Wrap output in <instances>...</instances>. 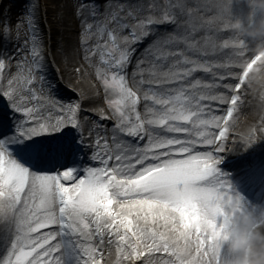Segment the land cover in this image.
Instances as JSON below:
<instances>
[{"label":"snow or ice","instance_id":"1","mask_svg":"<svg viewBox=\"0 0 264 264\" xmlns=\"http://www.w3.org/2000/svg\"><path fill=\"white\" fill-rule=\"evenodd\" d=\"M215 7L205 18L208 5L187 0L81 2L77 15L87 8L92 17L81 20L85 60L110 109H91L97 121L86 114L91 97L75 86L66 91L47 72L29 2L17 24L31 31L28 52L15 73L7 71L12 57L0 52L7 102L0 106V264H183L160 235L169 211L192 228L201 255L209 253L227 222L221 205L233 195L217 165L261 59L235 35L219 40L213 26L224 20ZM0 33L10 38V20ZM229 47L231 55L216 59ZM233 56L247 58L241 64ZM262 131L249 128L244 147L264 139Z\"/></svg>","mask_w":264,"mask_h":264},{"label":"clouds","instance_id":"2","mask_svg":"<svg viewBox=\"0 0 264 264\" xmlns=\"http://www.w3.org/2000/svg\"><path fill=\"white\" fill-rule=\"evenodd\" d=\"M245 2L249 8L246 24L232 19L233 0H220V11L224 22L234 30L238 44H245V38L255 42L254 51L261 59L250 69L248 83L251 85L264 81V0ZM232 191L231 202L221 205L227 222L212 236L209 253L201 255L192 228L181 221L178 213L169 211L168 219L158 225L160 235L183 264H264V208H260L258 214L255 210L246 211L242 196ZM234 215L238 219H233ZM200 227L202 231H209L203 223ZM225 245L227 251L222 253Z\"/></svg>","mask_w":264,"mask_h":264},{"label":"bare ground","instance_id":"3","mask_svg":"<svg viewBox=\"0 0 264 264\" xmlns=\"http://www.w3.org/2000/svg\"><path fill=\"white\" fill-rule=\"evenodd\" d=\"M50 4L49 11V20L53 23L50 25L51 36H52V46L54 48V58L57 63V68L59 70L60 76L63 77L65 81L73 83L76 85V90L83 92L85 95L91 97V99L85 100V107L91 109L96 107H103L105 105L104 100V92L103 89L98 88L94 83L97 81L95 75V69L92 65L89 64L87 60H85V52L84 48L81 45V20L84 17H87V10L82 9V14L77 15L78 5L82 2L80 0H47ZM123 2V0H120ZM187 3L190 6H197L198 4H206L208 5L209 10L201 9V13L205 16H211L215 14L218 9L215 5H220V0H187ZM249 11V8L245 2V0H233L231 5V13L232 19H240L245 24L246 15ZM11 12V11H10ZM89 14V13H88ZM13 17V14L11 12ZM89 17V16H88ZM7 17H3L2 13L0 15V22L3 21ZM91 20V19H90ZM221 23V22H219ZM225 23V22H223ZM17 23L12 22V26ZM175 26H171L169 31L173 30ZM221 28L217 24L213 26V31L217 32L219 36V40L231 39L235 32L233 29L228 28L226 33H221L217 29ZM75 30L77 31L75 33ZM163 30V29H162ZM203 34V33H201ZM93 41H89V43H93ZM245 43L252 49L255 47V42L245 38ZM143 48L139 51L138 56H140ZM234 52V49L231 47L226 49H221L216 59L224 60L227 56L231 55ZM137 56V57H138ZM234 59L241 60L233 56ZM77 64L82 68L81 77H77L73 74V66ZM135 65V60L133 66ZM238 67V66H237ZM235 67L233 71L236 70ZM10 73H15L16 71V62L11 63L9 69H7ZM223 71V70H221ZM198 76H205L206 74L197 73ZM232 79H230L231 81ZM69 86H72L69 84ZM264 81L254 82L253 85L249 86L245 90V99L241 104L239 112L236 115V122L234 127L229 133V138L227 140V150L220 155L226 156L229 153L240 152L239 142L242 140V136L244 133L248 131L249 128L254 127L255 124L259 123V119L261 115L264 113V107L261 105L262 96H264ZM221 91H226L221 89ZM99 92V95L96 96L95 93ZM259 102H258V101ZM6 101L3 98H0V106L6 105ZM218 110H221V105L218 106ZM96 113V111H94ZM112 121L109 126H111ZM200 150H205L202 147ZM219 168V167H218ZM220 169V168H219ZM220 172L225 174L222 169ZM237 180L242 182L243 185H251V188L256 185L252 183L251 180L246 177H237ZM229 181V180H228ZM233 189V188H232ZM242 203L246 211L250 210V204L242 198ZM217 223L219 221L217 219ZM227 245L223 246L222 253H226Z\"/></svg>","mask_w":264,"mask_h":264},{"label":"rangeland","instance_id":"4","mask_svg":"<svg viewBox=\"0 0 264 264\" xmlns=\"http://www.w3.org/2000/svg\"><path fill=\"white\" fill-rule=\"evenodd\" d=\"M1 2H2V11L3 10L4 11L2 12L0 10L1 11L0 13H2L3 17H7V15L10 14V11H11L14 17L8 16L5 19L10 20L11 25H12V22L18 24V21L23 17V15L25 13L26 0H1ZM45 3H46L45 8H46V12H47L48 22H46L45 28L42 27V32H43L42 34L38 30L37 31H38L39 36L42 37L43 57H44V62L46 64L47 72L49 74H51V76L54 77L55 73L52 70H50V62H49V58L47 57V49H46V44L49 43L50 31L45 30L46 28L48 30H50V25H52V27H53V23L49 20L50 4L48 3L47 0H45ZM10 5H11V8H9ZM9 9H10V11H8ZM17 24L16 25L13 24V26L11 28V35H10L9 39L5 40L3 38V35L0 36V52H7L11 56L12 57L11 63H15L18 59H20L21 56L25 55L28 52V47H26L25 42L30 41V36H31V31L29 30L26 22L20 26L19 32L17 31ZM217 25L224 27L223 23L218 22ZM76 32L77 31L75 30V33ZM52 44H53V42H52ZM8 45H11V48L7 49ZM51 49H52V55L54 57V52H53L54 48L52 45H51ZM54 60H55V58H54ZM239 68L240 67H237V69L235 71L237 72L239 70ZM72 71H73V74L75 76L81 77L83 70H82L81 66L75 64L73 66ZM62 79H63V77H62ZM96 80L97 81H95L94 84L98 88L103 89L101 84H100V81L98 79H96ZM63 81H64L65 87H67V88L72 89L73 86L76 87V85H74L73 83L65 81L64 79H63ZM69 84H71L72 86H69ZM76 91L78 92L79 90H76ZM102 108L104 109L105 113L110 114V109L107 108L106 103ZM90 112L94 113L95 115L100 116L98 112H96V113L94 111H90ZM110 122H111V120H107L106 124H110ZM217 219H218L219 223L222 222V218L218 217Z\"/></svg>","mask_w":264,"mask_h":264}]
</instances>
